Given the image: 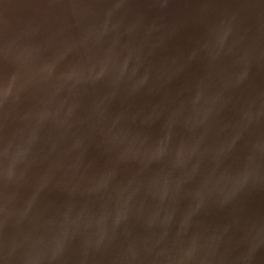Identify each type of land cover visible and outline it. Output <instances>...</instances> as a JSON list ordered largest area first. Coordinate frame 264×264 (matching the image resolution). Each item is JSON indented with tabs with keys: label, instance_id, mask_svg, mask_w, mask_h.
I'll use <instances>...</instances> for the list:
<instances>
[{
	"label": "water",
	"instance_id": "95a60500",
	"mask_svg": "<svg viewBox=\"0 0 264 264\" xmlns=\"http://www.w3.org/2000/svg\"><path fill=\"white\" fill-rule=\"evenodd\" d=\"M0 264H264V0H0Z\"/></svg>",
	"mask_w": 264,
	"mask_h": 264
}]
</instances>
